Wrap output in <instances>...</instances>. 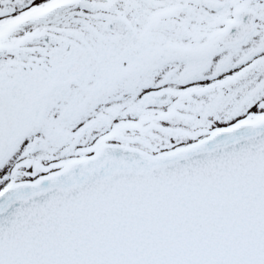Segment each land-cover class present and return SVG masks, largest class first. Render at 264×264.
<instances>
[{
	"label": "snow or ice",
	"instance_id": "snow-or-ice-1",
	"mask_svg": "<svg viewBox=\"0 0 264 264\" xmlns=\"http://www.w3.org/2000/svg\"><path fill=\"white\" fill-rule=\"evenodd\" d=\"M0 264H264V0H0Z\"/></svg>",
	"mask_w": 264,
	"mask_h": 264
}]
</instances>
